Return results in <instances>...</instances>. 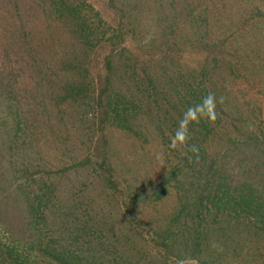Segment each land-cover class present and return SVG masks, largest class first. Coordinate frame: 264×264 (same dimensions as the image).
<instances>
[{"label":"trees","instance_id":"trees-1","mask_svg":"<svg viewBox=\"0 0 264 264\" xmlns=\"http://www.w3.org/2000/svg\"><path fill=\"white\" fill-rule=\"evenodd\" d=\"M23 1L0 0V15L6 20V26L0 22V52H5V62L0 63V157L2 159L0 162V264H158L159 262L167 264L171 259L185 263L194 258L198 259L201 264H217V261L221 262L229 254L246 259L243 264H258V261L261 260L264 264V253L258 247V244H261V242L259 243L260 239H264V192L261 193V190H257L252 184L245 182L240 187H233L232 190L231 185L224 178V173L221 172L222 169L216 168L218 164L215 163V158L209 155V151L203 146L205 139L200 140V136L204 138L209 133L207 131H209L208 127L211 122L206 119L193 123L197 126V129H194L196 136H193L188 144L198 148V152L195 154L187 147L180 148L178 146L177 149H170L168 145L174 131L169 130L170 132L167 134V130H163V127L159 126V131L165 134L166 138L161 143H156L155 146L162 147L164 151L168 150L169 154L173 156L170 166L173 178L177 179L183 176L184 181L180 184L200 186L196 189L199 193L197 200L190 198L191 190L187 191L185 188L181 193L179 208L174 216L176 215L177 219L184 218L182 227L181 224H173V219H171L168 227L162 232L161 228L158 226L156 229L152 228V222H144L138 213L132 212V230H127L122 228V222L125 220L124 215L116 216L118 215L116 212L112 214L111 211H104L99 199L94 198L93 194V197H85L86 195L80 189L76 191V188L73 187V197L63 207L53 203L56 188L52 184H47V180L43 179L39 187L31 184L24 185V187L22 184L15 186V182H18L17 180L21 177L27 181L26 178L31 179L30 176L41 171L43 167L33 159L35 155L33 146H36V136L40 130L38 119L35 118L36 116L34 117L35 103L39 99L46 100L47 107L54 104V110L60 109V113L67 114L69 127H74V121L71 120L74 119L73 115H76L79 120L91 116L90 121L93 128L86 133V135L90 134L86 138L89 144L87 151L91 150L83 160L78 161L76 157H73L72 160L75 162L65 171H70L74 175L78 174L84 167L83 161L90 160L93 163V168H99L98 170L107 168L101 175L107 179L102 186H108L114 184L116 178L114 174L107 175L106 173L108 169L112 171L109 165L111 149L108 150V147L103 146V144H110L106 130L112 129V125L115 126L119 123L120 128H123L122 121L126 122V118L131 117L129 113H126L131 109L134 121L141 112L144 116L151 117L154 122L157 117L165 116L162 122L164 125L167 124L166 118L171 116L170 109L175 112V116H179L181 119L187 111L186 107L194 108L202 101V99H197L196 102H188V99H191L189 96L192 95L193 98L194 94L208 83L205 82L206 80L199 81L198 86L189 83L190 91L179 96L178 88L180 86L174 80L175 98H172L174 102L169 99L170 93L165 83H161L168 75L164 78L160 75L158 78L146 76L145 79L151 82L150 85L154 89L152 92H155L156 97L151 95L149 88L145 87L142 91L143 81L141 86H135L138 82L132 75V85L137 88L135 101L136 95L122 92L118 86L115 87L118 82L124 84L130 80L131 76L121 72L120 57L117 52H113L104 57L103 70L98 75L102 85L98 84L99 92L96 95L95 88L91 87L93 85V77L89 69L92 63L90 62L91 53L64 52L56 69L50 70L43 67L42 59L47 53L37 52L38 43L30 38L28 32L24 31L25 25L22 22L18 23L20 13L25 10ZM139 1L145 4L149 0ZM172 1L179 5L182 3V6L188 7V11L186 13L183 10L177 12L178 10L174 9V13L163 20L165 23L167 21L168 29L172 31V36L168 32H163V35H170L165 39L167 45H170L171 42L174 46L178 44L191 45L195 46L199 52L207 54H209L208 52H231V49L238 51L243 45L248 50L253 44V40H256L254 37H257L258 33L264 34V27L261 26L260 21L262 19L264 23V0H252L253 3L241 6V8L251 6L250 23L249 21L240 23L234 20L228 23L227 20L231 18L229 14L233 11L227 13L224 7L218 16L217 13L215 15L216 4L214 3L218 2L217 0ZM34 3V0H29L28 5L32 4L29 10H32ZM63 3L62 1V5ZM64 5V8L58 9L61 12V17L67 16L66 12L71 9V5L66 7ZM203 6L206 9L202 8ZM201 8L204 11L201 12ZM49 10L46 11L48 16L56 11L53 8ZM238 10L240 9L238 8L234 12H238ZM195 11L201 12L202 15L208 12L212 20L209 21L205 16L193 27L187 18H190L191 12ZM176 13L178 14L175 15ZM72 18L77 19L76 15H73ZM248 24H250V28L246 27ZM77 27L78 29L73 32L72 39L77 40L74 36L79 35L78 39L88 41L83 24H77ZM5 28L7 31L3 32L2 30ZM175 28H178V36L174 34L176 33ZM164 61L168 62L166 59ZM133 63L135 64V62ZM189 73L190 76L197 75L194 71ZM206 73L207 71L203 69V74ZM178 74L182 75V72L180 71ZM133 86L132 93H134ZM140 94L141 97H138ZM149 95L150 98H148ZM131 97L132 101H130ZM117 98L122 101V104L125 103L124 107L120 106ZM146 98L151 100L148 101L147 107L143 108L142 101L138 102V100L142 99L144 103ZM114 99H116L115 102ZM236 99L235 106L239 109L245 106L239 98ZM88 100L89 102H87ZM3 104L6 105L3 106ZM83 104L85 105L83 111H79L78 107H82ZM63 105H67L68 111L74 112L67 113ZM131 106L132 108H130ZM236 112L230 108L224 120L221 111L216 108L215 122L223 121L233 124L241 121L240 111L236 110ZM2 115L5 117L14 115V125L8 126V120ZM54 118H46V120L48 123H52ZM250 124L248 121L245 123L244 133L239 131L242 138L237 139L238 144L241 142V145L244 144L250 148H256L255 145L260 144L262 146L260 150L264 151V135L261 138ZM144 126L148 127L146 124ZM236 133L238 134L237 131ZM156 139L159 138L156 137ZM164 145H167V148ZM252 155L253 153H251L252 166L249 167L248 172L255 174L261 172L263 163L258 162L259 155ZM15 157H21L22 167L20 169H17L18 163L13 164ZM5 159L7 163H5ZM161 163L160 161V166ZM91 186L93 187L95 184L92 183ZM164 186L163 182L154 193L150 194L151 197H155L152 199L154 205L163 203V195L166 193L164 189L162 190ZM134 197L142 199L140 194H135ZM142 207L146 206H140L139 211L144 210ZM214 210L217 216L223 212L226 215H231L227 211L230 210V212L235 211L238 215L252 218L259 238L255 237L256 239H250V241L248 238L238 239L239 244L230 248L228 245L233 243V239L228 238L230 235L228 236L227 231L225 232V228L219 229L222 234L220 238L227 237L223 246L218 243L211 245V242L204 240L201 234L194 235L196 229L192 225L202 226L203 224L200 223H206L204 226H208V218L214 214ZM196 218L200 219L198 224L195 222ZM140 227H146L147 231L144 232L150 235L157 249H163L162 260L164 262L160 259L152 260V255H148L145 248H138L134 245L137 237H144L136 230ZM216 252L219 256H216Z\"/></svg>","mask_w":264,"mask_h":264},{"label":"rangeland","instance_id":"rangeland-1","mask_svg":"<svg viewBox=\"0 0 264 264\" xmlns=\"http://www.w3.org/2000/svg\"><path fill=\"white\" fill-rule=\"evenodd\" d=\"M34 1L33 11L29 10L32 5H28L29 0L23 1V8L27 9V11L25 12L24 10L20 13V21L18 20V23L22 22L25 25L24 31L28 32L30 38L38 43L39 49H37V52L47 53L42 59L44 62L43 67L50 70L56 69L64 52L91 53L90 62L92 63L89 66L93 77V85L91 87L95 88L96 95L99 92L98 84L102 85L98 75L103 70L104 57L113 52H117L120 57L119 67L121 72L131 76L130 80L124 84L118 82L115 87L118 86L122 92L136 95L135 101L137 88L132 85V75L135 76L136 82L139 83H136L135 86H141L143 81L142 91L145 87L146 89H151L153 97L155 92H152L154 89L150 85L151 82L145 79L146 76L149 75L156 78L161 76L164 78L168 75L169 77L167 76L161 83H165L168 88L170 100L175 98L174 80L180 86L178 88L179 96L190 91L189 83L198 86L200 84L199 81L206 80L205 82L208 83L201 87L193 98L190 95L191 99H188V102H196L197 99H203L211 93L217 99L216 108L221 111L224 120L231 108L232 111H240L241 121L233 124L223 121L218 123L215 121L211 122L208 127L209 131L207 132L209 133L207 137L203 138L200 136V140L205 139L203 146L209 151V155L215 158V163L218 164L216 168L222 169L221 172L224 173V178L231 185L232 190L235 186L240 187L242 184L248 183L256 187L257 190H261V193L264 192V151L260 150L262 146L259 144L255 145L256 148H250L244 144L241 145V142L238 144L239 141H237V139L242 138L239 131L244 133V126L247 121L252 124L250 126L253 130H256L261 138L264 135L263 33H258L257 37H254L256 38V40H253L254 45L252 44L248 50L243 45L238 51L231 49V52H208L209 54H207L206 52H199L198 49H195V46L191 45L185 46L183 44V46L178 44L174 46L172 42L167 45L165 39L170 35L172 36V31L168 29L167 21L165 23L163 20L169 18L174 13V9L178 10L177 12L183 10L186 13L188 7L182 6V3L179 5L172 0H149L147 3L144 2L145 4H142V1L139 0ZM62 1L66 3L65 5L63 3L65 7L71 5V9L66 12L67 16L64 17H61V12L58 11L59 8H64ZM217 1L214 3L216 4L215 15L217 13L218 16V13L224 7L227 13L228 11H233L229 14L231 18L227 20L228 23L232 20L240 23L249 21L250 23L251 6H243L242 8L241 6L253 3L252 0ZM48 8L56 9V11L51 16H48L46 13L47 10L50 11ZM202 8L206 9L205 6ZM202 8L201 12L204 11ZM238 8L240 10L234 12ZM165 9L166 11H164ZM201 12H191V17L187 18L190 25L196 26L197 24L195 23H198L205 16L209 21L212 20L208 12L204 15ZM72 14L76 15L77 19H73ZM5 21V18L0 15V22L4 26H6ZM260 21L261 26L264 27L262 19ZM77 24H83V30L88 35V41L78 39L79 35L74 36L77 40L72 39L74 30L78 29ZM246 27L250 28V24ZM175 29L176 33L174 34L178 36V28ZM2 31L6 32L7 29L5 28ZM163 32H168L170 35H163ZM164 59L168 62L166 63ZM1 62H5V52H0ZM203 69L207 71L206 74H203ZM180 71L182 75L178 74ZM190 71L196 72L197 75L190 76ZM148 84L149 87H147ZM132 86L134 87V93H132ZM138 97H141V94ZM148 98H150V95ZM148 98L144 99V103L142 99L138 100V102L142 101L141 105L143 108L149 104L148 101L150 102L151 99ZM236 98H239L240 102L245 105L240 107L241 110L234 105L235 101L237 102ZM117 99L120 106L124 107L125 103L122 104V101L119 98ZM115 101L116 99H114ZM130 101H132V97ZM5 105L3 104V106ZM63 106L67 113L72 111L67 110V105ZM84 106L83 104L82 107H78V110L83 111ZM188 109L186 107V110ZM59 110H54V104L47 107L44 99H39L35 103L34 117L36 116L35 118L38 119L39 125L36 123L40 130H38V135L36 136V146H33L35 152L33 159L37 163L42 164L43 167L41 171L34 173L32 177L30 176L32 180L26 178L27 181H25L21 177L17 180L18 182H15V186L22 184L24 187V185L28 186V184H31L39 187L43 179L47 180V184H52L56 188L53 203L63 207L72 199L73 187H75L76 191L80 189L86 195L85 197H93V195L94 198L97 197L104 211H111L112 214L116 212L118 214L116 216L124 215L125 220L122 222V228L127 230H132V212L138 213L144 222H152V228L156 229L158 226L162 232L168 227L171 219H173V224L184 226V218L180 217L177 219L176 215L174 216L179 208L181 193L184 192L185 188L187 191L191 190L189 193L190 198L197 200L199 193L196 189L200 188V186L180 184L184 181L183 176L177 179L173 178L171 175L172 169L170 168L173 156L169 154L168 150L164 151L162 147L155 146L156 143H161L166 138L165 134L159 131V126H162L163 130L166 129L167 134L175 130L176 123L179 122L180 118L175 116L173 110L170 109V117L174 119L167 117L165 120L167 124L163 125L162 122L165 116L157 117L154 122L151 117L144 116L141 112L138 117H135L134 121L131 109L126 112L131 115L130 118H126V122L122 117L123 128H120L119 123L115 126L112 125V129L106 130L110 144H103V146L108 147V150L111 149L109 165L112 168V171L108 169L106 173L107 175L114 174L116 178V182L108 186H102L107 179L101 175L107 168L105 170L93 168V163L90 160L83 161L84 167L80 169L81 171L78 174L75 173L74 175L70 171H65L75 162L72 160L73 157H76L78 161L83 160L84 156L91 150L87 151L89 144L86 138L90 134L86 135V133L93 128V124L90 121L92 119L91 116L88 118L83 117L84 120H79L76 115H73L74 119L71 120L74 121V127H69L67 114H62ZM13 116L5 117V115H2L8 120V126L14 125ZM51 117L52 119L53 117L55 118L52 123H48L46 118L50 119ZM110 124L112 123L110 122ZM145 124L149 129L144 126ZM75 129L77 131H74ZM194 129H197V126L190 123L189 140L196 136ZM156 137L159 139H156ZM164 146L167 148V145ZM251 153H253L252 156L259 155L258 162L263 163L261 172H256L255 174L254 172H248L249 167L252 166ZM171 154L173 153L171 152ZM20 160L21 157L14 158L13 164L18 163L17 169L22 167ZM4 161L7 163L6 159ZM160 161L162 162L161 166ZM0 162H2L1 157ZM34 180L37 181L33 182ZM163 182L165 186L162 190L166 191L163 195L164 201L161 205H154L152 199L155 197H151L150 194L154 193ZM92 183L95 186L92 187ZM135 194H140L142 201L139 197L135 198ZM142 205L146 207H142L144 210L139 211ZM227 211L231 215H226L223 212L217 216L214 210V214L208 218L210 223H207L208 226H204L206 223H200L203 224L202 226L192 225L196 229L194 235L201 234L204 240L211 242V245L218 243L223 246L227 237L225 239L220 238L222 234L219 229L225 228V232L227 231L228 236L230 235L228 238L233 239V243L228 245L230 248H234L236 244H239L237 242L238 239L248 238L250 241V239H256L255 237L259 238L252 218L238 215L235 211ZM195 222L198 224L200 219L196 218ZM136 230L144 237H137L134 245L138 248H145L148 251V255H152V260L160 259L161 261L163 259V249H157L150 235L144 232L147 231V228L140 227L136 228ZM260 242L261 244H258V247L264 253V239H260ZM220 249L222 250L223 248L221 247ZM215 254L219 256L217 252ZM226 257L221 262L217 261L216 263L243 264V261H246L243 257H238L234 254H229ZM162 262L164 261L162 260ZM206 262L209 263V261ZM167 264L201 263L194 258L185 263H179L176 259H171ZM258 264H262V260L258 261Z\"/></svg>","mask_w":264,"mask_h":264},{"label":"clouds","instance_id":"clouds-1","mask_svg":"<svg viewBox=\"0 0 264 264\" xmlns=\"http://www.w3.org/2000/svg\"><path fill=\"white\" fill-rule=\"evenodd\" d=\"M216 104L217 99L213 94L209 93L202 99L201 103L197 104L194 108L190 107L179 120L174 133L170 137L168 147L170 149H177L178 146L180 148L187 147L192 153H197L198 148L195 145L188 144L190 139L189 124L198 123L201 119L214 122L217 116Z\"/></svg>","mask_w":264,"mask_h":264}]
</instances>
